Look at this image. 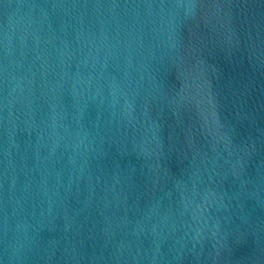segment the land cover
Returning <instances> with one entry per match:
<instances>
[{"label":"water","instance_id":"water-1","mask_svg":"<svg viewBox=\"0 0 264 264\" xmlns=\"http://www.w3.org/2000/svg\"><path fill=\"white\" fill-rule=\"evenodd\" d=\"M0 264H264V0H0Z\"/></svg>","mask_w":264,"mask_h":264}]
</instances>
